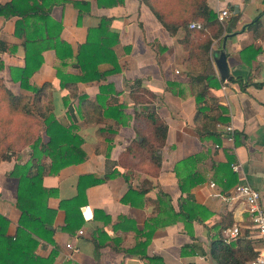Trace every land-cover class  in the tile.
I'll use <instances>...</instances> for the list:
<instances>
[{"label": "crops", "instance_id": "0c3cea01", "mask_svg": "<svg viewBox=\"0 0 264 264\" xmlns=\"http://www.w3.org/2000/svg\"><path fill=\"white\" fill-rule=\"evenodd\" d=\"M10 1L0 0V5ZM19 2L17 6L26 10L29 0ZM206 3L215 17L227 11L207 54L202 45L214 31L190 29V23L199 22L185 19L179 4L174 14L166 15L178 25L170 35L142 0H54L48 23L59 25L58 38L72 55L60 60L52 49L41 52V64L27 80L36 88L45 84L37 94L10 75L9 68L24 65L22 38L13 34L20 17L0 13L4 88L14 96L36 95L37 110L71 126L85 154L82 162L41 177L40 185L49 193L44 199L45 193L41 195L39 208L50 233L32 235L37 240L35 255L51 256L50 264H222L231 257L243 260L260 248L233 187L246 182L264 199V0ZM255 17L257 23L245 28ZM102 19L107 20L105 32L117 38L110 47L114 65L99 64V79L74 81L82 75L75 65L77 46ZM224 36L229 79L220 80L215 57ZM100 87L99 100L88 106L82 97L93 99ZM139 87L155 99L136 103L132 92ZM212 99L219 108L210 125L214 134L200 137L196 128L202 127L201 114ZM148 110L166 125L164 143L157 150L159 168L141 160L139 148L125 151L133 139L150 135L142 116ZM32 113L38 120L30 126L37 133L28 145L17 142L16 132L25 127L21 117L13 125H0V143L12 145L5 151L9 157L0 159V217L8 221V235L14 234L20 218L15 206L18 178L10 175L14 165L26 166L31 175L38 165L46 170L50 164L40 152L48 141L42 118ZM227 125L232 126L231 134ZM232 163L238 164L236 172ZM108 173L109 178L93 183L94 177ZM232 225L239 236L223 243L222 233Z\"/></svg>", "mask_w": 264, "mask_h": 264}, {"label": "trees", "instance_id": "16d2710c", "mask_svg": "<svg viewBox=\"0 0 264 264\" xmlns=\"http://www.w3.org/2000/svg\"><path fill=\"white\" fill-rule=\"evenodd\" d=\"M22 1L23 0H20L19 3ZM53 1L54 0H29L27 9L24 11L17 6L16 0H11L8 3L0 5V13H3L4 16L17 15L20 17L15 21L13 34L16 37L22 38L24 65L22 68H9L10 75L12 79L19 80L22 88L31 90L35 94H37L45 84L36 88L28 85L27 80L40 66L42 61L41 52L46 49H52L56 57L60 60L72 55L70 47L61 42L58 38L59 25L48 23L47 12ZM142 1L149 7L154 17L164 27L168 34L173 35L178 25L176 26V24L170 22L166 15L174 14V10L167 9L163 11L160 0ZM174 3L184 8L183 12L187 14L185 19L199 22V29H190H194L198 32H203L205 29L214 31L213 34L211 33V37L209 36L210 38L208 37L202 45L204 52L207 54L210 41L221 33L222 27L208 7L206 0H174ZM179 13L181 12L176 13L175 17H178ZM257 21L258 17H255L245 28H250L251 25L256 24ZM180 24L184 25L185 22H181ZM106 25V19L100 20L96 28L87 31L85 42L77 46L75 65L79 68L82 75L74 79V81L78 79L82 81L99 79L103 76V73L97 69L99 64L108 62L111 63L112 66L114 65V56L110 47L116 42L117 38L115 34L105 32ZM102 92L103 89L100 87L98 95L93 99H87L85 96L82 97V99L86 101L88 106H95V101L99 100ZM135 92L138 93V95L134 94ZM204 93V88H201L199 91L200 97H203ZM132 97L137 103L154 100L156 96L148 89L139 87L132 92ZM35 98L36 95H12L4 88L0 80V125H13L16 117H21L19 121H21L25 127L20 128L16 132L18 138L17 142L19 145H28L35 139V133H37L36 128L34 129L30 126L32 121L36 122L38 120L32 113L35 110L42 118L44 133L48 137V141L44 145L41 144L42 150L40 152L45 154L50 160L49 167H47L46 170L41 165H38L35 173L31 175L26 173L27 167L23 165H14L13 170L10 172V175L18 178L15 206L20 210V218L14 234L8 235L6 234L8 221L4 217H0V264H50L51 256L42 258L34 254L37 240L32 237V235H35L42 238L43 233L46 235L50 233V229L46 227L49 226V224H47L39 208L41 195L45 193L42 198L44 199L47 193H49V191L41 187V177L45 173L54 174L60 168L82 162L85 158L84 152L80 149L81 140L77 135L72 133L73 128L71 126L64 127L61 125L51 113L37 110ZM198 99L199 98L196 97V102ZM218 109V104L213 99L210 100L208 109L201 114L204 123L200 129L196 128V133L200 137L204 134H214V128H210V125H212V123L214 125V122H216V117L219 113ZM199 110L198 108V114L200 113ZM142 116L148 121L150 135L142 136L140 141L133 139L132 142L126 146L125 151L128 152L133 150L136 152L139 148L138 153L141 155V160H145L155 168H159L160 157L157 154V150L160 149L164 143L166 125L152 110L146 111ZM117 120L119 121L118 118ZM37 145L38 141L32 144L33 150H35ZM11 146L12 145L8 142L5 144L0 143V159H7L9 157L5 151L10 150ZM109 177L110 173L104 174L102 177H94L93 183L103 182ZM79 193L81 194L78 190L77 194ZM44 211L45 213H51L47 209H44ZM254 256V253H248L243 260H250ZM243 260L231 257L230 260H225L222 264H243Z\"/></svg>", "mask_w": 264, "mask_h": 264}, {"label": "built area", "instance_id": "2783aa9c", "mask_svg": "<svg viewBox=\"0 0 264 264\" xmlns=\"http://www.w3.org/2000/svg\"><path fill=\"white\" fill-rule=\"evenodd\" d=\"M227 16L226 10H221L217 13L216 18L218 22H222ZM189 28L199 29V23H190ZM225 130L232 133V126L227 125ZM216 146V145H215ZM233 171L238 170V164H230ZM233 197L239 199L245 207V211L249 214L251 222L256 230L257 237L260 241V248L257 249L255 256L247 261L245 264H264V199L260 200L258 191L252 188L246 182L237 183L233 187ZM239 236L238 227L232 225L227 227L221 236L223 243H230L235 241Z\"/></svg>", "mask_w": 264, "mask_h": 264}, {"label": "water", "instance_id": "95a60500", "mask_svg": "<svg viewBox=\"0 0 264 264\" xmlns=\"http://www.w3.org/2000/svg\"><path fill=\"white\" fill-rule=\"evenodd\" d=\"M226 36L222 39V44L220 50L217 51L216 57H215V65H216V72L220 78V80L229 79L228 76V69L225 61V49H224V42H225Z\"/></svg>", "mask_w": 264, "mask_h": 264}, {"label": "rangeland", "instance_id": "374dc122", "mask_svg": "<svg viewBox=\"0 0 264 264\" xmlns=\"http://www.w3.org/2000/svg\"><path fill=\"white\" fill-rule=\"evenodd\" d=\"M160 4H162L164 6L165 10H167V9H173L174 10V7H175L174 0H160ZM165 10H163V11H165Z\"/></svg>", "mask_w": 264, "mask_h": 264}]
</instances>
